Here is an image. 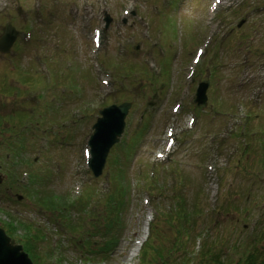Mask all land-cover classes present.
I'll return each mask as SVG.
<instances>
[{
	"label": "rangeland",
	"instance_id": "obj_1",
	"mask_svg": "<svg viewBox=\"0 0 264 264\" xmlns=\"http://www.w3.org/2000/svg\"><path fill=\"white\" fill-rule=\"evenodd\" d=\"M130 1L0 0V35L8 22L19 30L30 25L35 28L30 43L21 44L17 38L13 47L18 53L0 52V142L4 141L0 144V164L7 182L0 186V226L19 243L26 241V230L19 228L21 220L43 230L45 234L38 231L31 239L39 241L37 257L48 264H184L185 260L217 264V259L237 264L255 248L264 253V213L255 228L257 234L247 236L251 217L264 209L262 9L255 10L251 0H224L214 18L212 0H132L137 17L128 16L126 25L120 27L122 20L117 17ZM91 7L95 15L88 25L86 13ZM102 7H110L114 31H105L96 56L91 51V34L92 27L104 23ZM36 8L43 12L42 17L36 15ZM49 10L54 12L51 17ZM242 18L247 19L239 26ZM205 39L211 42L204 45ZM200 45L206 50L198 66L203 65V78H211V83L207 106L195 111L191 99L197 84L188 74ZM95 60L111 69L112 88L101 84L92 64ZM42 64L51 70L50 83L42 73ZM149 68L159 71L158 75L153 76ZM145 74L152 77L147 79ZM118 78L125 81L123 86L118 85ZM63 85L69 87L65 92L61 91ZM177 99L183 100L182 108L173 113L170 107ZM125 100L133 105L123 143L111 150L103 174L95 177L85 166V143L100 109ZM238 103H243L239 109ZM143 109L147 111L141 126ZM191 112L198 113L195 129H190ZM150 115L155 117L151 120ZM242 123L248 125L249 135L240 134ZM171 124L179 141L165 160L158 156L165 151ZM229 127L234 132L223 139L221 131ZM42 137H49V149ZM245 144H250L249 154L243 153ZM129 145H133L130 150ZM116 157L121 158L120 163L115 162ZM210 157H216L215 169L207 170L206 159ZM209 165L214 166V162ZM153 169L155 177L151 176ZM22 171L30 172L27 179L21 176ZM9 172L15 174L12 188ZM120 173L124 174L122 179L118 178ZM76 179L86 180L83 190L91 193L90 198L77 196L83 190L73 192ZM121 182L128 185L126 195L118 193ZM80 185L76 183L78 188ZM250 185L253 196L245 200ZM113 190L119 199L126 198L125 212L117 219L108 202V193ZM16 192L24 198L19 200ZM54 193L61 196L63 204L77 203L71 207L72 220L66 225L39 203L38 196L56 198ZM175 194L183 196L178 207L189 217L180 231L176 208L169 209ZM145 199L151 200L148 205ZM152 210L154 246L144 261L148 245L136 251L135 239ZM114 217L117 233L97 231ZM11 220L16 226L10 232ZM71 222L78 227L72 228ZM198 235L204 238L199 250L194 248ZM110 237L116 241L106 249L109 245L104 244ZM51 239L58 244L52 245ZM82 239L89 241L87 246ZM154 247L160 254H153Z\"/></svg>",
	"mask_w": 264,
	"mask_h": 264
},
{
	"label": "water",
	"instance_id": "obj_2",
	"mask_svg": "<svg viewBox=\"0 0 264 264\" xmlns=\"http://www.w3.org/2000/svg\"><path fill=\"white\" fill-rule=\"evenodd\" d=\"M10 34H6L0 40V47L5 49L10 42ZM209 81H205L201 86L202 95L198 101L205 98V92ZM204 96V97H203ZM130 103H125L121 106L113 105L106 108L103 113L104 117L99 118L95 125V133L91 137V146L93 157L91 165L94 168L96 175L101 174L103 163L110 147L119 138L124 130V118L128 111ZM0 264H33L28 254L23 251V246L16 244L15 240L7 235L5 229L0 227Z\"/></svg>",
	"mask_w": 264,
	"mask_h": 264
},
{
	"label": "trees",
	"instance_id": "obj_3",
	"mask_svg": "<svg viewBox=\"0 0 264 264\" xmlns=\"http://www.w3.org/2000/svg\"><path fill=\"white\" fill-rule=\"evenodd\" d=\"M55 194V193H54ZM56 195V194H55ZM88 196V195H87ZM38 197H40V202L42 203L43 201H45V200H49V202H51V203H56V199H55V197L54 196H50V197H48L47 199H43L41 196H38ZM58 197V196H57ZM171 198H172V201L174 200V201H176L177 202V205H179V202H180V200H181V198L183 199V196H181L180 194H175L174 196H171ZM109 204H110V207H111V210H114V211H116L117 210V204L116 203H114V195H110L109 196ZM179 207H181V205H179ZM177 208L176 209V211H177V213L178 214H176L178 217H179V219H181V217H183V218H186L185 216H186V210L183 208V209H180V208ZM120 214H117L116 215V219L117 218H119L118 216H119ZM18 220V219H17ZM112 221H115L116 222V220H115V217L114 218H111V220H109V222H106L105 223V226L103 227V230H105L106 232H111V233H117L116 231H115V226H116V224H114ZM20 223L22 224L21 226L22 227H27L28 228V226H30L28 229L31 231V229H35V227H34V224L32 225V224H30V223H25V222H23V220H21L20 221ZM8 224H10V225H12V227L10 228V230H12L14 227H15V225H14V221H9L8 222ZM83 225L81 224V223H79V228H81ZM72 227H74V228H76V227H78V223H72ZM103 230H100V231H103ZM99 231V232H100ZM34 235H36V234H33L32 232H28L25 236H26V247L25 248H29V250H31L32 252H33V250H34V252H35V249H37V246H36V243H35V241H33L32 239H31V237L32 236H34ZM111 240V243H113V242H115V238H111L110 239ZM35 244V245H34ZM147 245V244H146ZM154 245H153V242H152V240H151V242L149 243V245L147 246V248L145 249V253H144V256H145V260L144 261H147V257H146V254L148 253V251H149V249L151 248V247H153ZM172 248V247H171ZM156 250V251H155ZM168 250H170V248L168 249ZM151 251V250H150ZM152 252H153V254L155 255V254H160V251L157 249V248H155L154 247V249L152 250ZM206 252V251H205ZM164 253H165V251L163 252V253H161V255H159V257L160 258H162V257H164ZM32 254V257H33V259L35 260V262H36V264H38V262H39V255H38V257H37V253H31ZM150 258H152L151 256H150ZM217 259V258H216ZM185 263L184 264H186V260L184 261ZM169 263H172L173 264V261H169ZM223 262L221 261V260H219V259H217V264H222ZM40 264V263H39ZM178 264H180V263H178ZM238 264H264V253H262V250H259V249H257L256 250V248H255V250H253V251H251L249 254H246V256L240 261V263H238Z\"/></svg>",
	"mask_w": 264,
	"mask_h": 264
}]
</instances>
